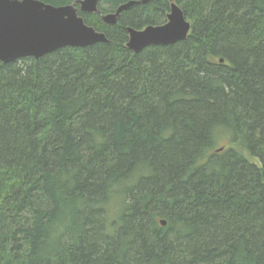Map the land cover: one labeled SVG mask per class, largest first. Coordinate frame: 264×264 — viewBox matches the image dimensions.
Instances as JSON below:
<instances>
[{"label":"trees","instance_id":"obj_1","mask_svg":"<svg viewBox=\"0 0 264 264\" xmlns=\"http://www.w3.org/2000/svg\"><path fill=\"white\" fill-rule=\"evenodd\" d=\"M173 2L188 37L134 53ZM79 14L107 42L0 60V264H264V0Z\"/></svg>","mask_w":264,"mask_h":264},{"label":"water","instance_id":"obj_2","mask_svg":"<svg viewBox=\"0 0 264 264\" xmlns=\"http://www.w3.org/2000/svg\"><path fill=\"white\" fill-rule=\"evenodd\" d=\"M149 1H130L114 12L103 13L99 9V0H78L79 5L73 2L58 6L42 0H0V60L9 63L24 57L39 59L67 46L86 47L107 42L106 34L89 25L79 11L99 13L105 23L114 24L122 11ZM183 13L173 2L164 24L148 25L143 29L127 28V46L137 53L152 44L168 45L185 40L192 26ZM161 222L164 225L166 220Z\"/></svg>","mask_w":264,"mask_h":264},{"label":"rangeland","instance_id":"obj_3","mask_svg":"<svg viewBox=\"0 0 264 264\" xmlns=\"http://www.w3.org/2000/svg\"><path fill=\"white\" fill-rule=\"evenodd\" d=\"M228 143H229V139L224 137L221 141L218 142V144L216 145V148L223 146L222 148L224 150V147H226V145ZM119 208H120V206L118 204H115V202L110 204V206H109L110 212L108 215H109V219H110L111 223H113V221L119 217V214H117L119 211ZM121 208H122V206H121Z\"/></svg>","mask_w":264,"mask_h":264}]
</instances>
